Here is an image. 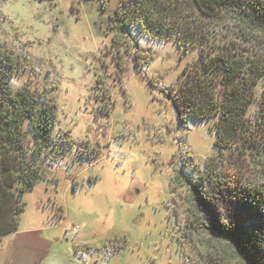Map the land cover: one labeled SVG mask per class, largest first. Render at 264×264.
<instances>
[{
	"label": "rangeland",
	"instance_id": "1",
	"mask_svg": "<svg viewBox=\"0 0 264 264\" xmlns=\"http://www.w3.org/2000/svg\"><path fill=\"white\" fill-rule=\"evenodd\" d=\"M121 1L0 0V46L15 59L10 84L50 95L54 134L75 142L25 193L0 264H203L210 248L228 249L194 203L210 187L197 171L217 155L222 171L250 175V149L221 152L218 117L178 113L170 91L200 49L151 39L136 24L121 32L113 18ZM229 24L216 27L218 37L240 45L221 33L238 29ZM256 35L264 55V32ZM255 91L248 117L264 127V75Z\"/></svg>",
	"mask_w": 264,
	"mask_h": 264
},
{
	"label": "trees",
	"instance_id": "2",
	"mask_svg": "<svg viewBox=\"0 0 264 264\" xmlns=\"http://www.w3.org/2000/svg\"><path fill=\"white\" fill-rule=\"evenodd\" d=\"M113 18L121 32L136 24L151 39L173 38L182 48L200 49L170 91L175 107L182 117H218L216 147L250 149L252 156L247 176L222 171L217 155L197 171L210 187L198 188L194 203L208 218L211 235L228 244L224 255L210 248L203 264H227L225 255L240 264H264V127L248 117L264 75L262 48L255 45L256 33L264 32V0H122ZM229 22L238 29L221 33L240 37L247 47L218 37L216 27ZM14 68V57L0 46V242L18 230L24 195L39 178L49 177L46 164L75 143L66 131L54 134L57 105L50 95L10 84ZM259 104L264 116V98Z\"/></svg>",
	"mask_w": 264,
	"mask_h": 264
}]
</instances>
